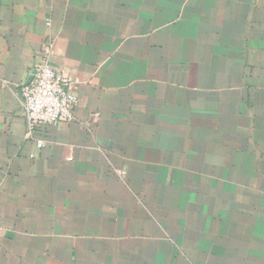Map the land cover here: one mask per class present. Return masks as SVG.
I'll return each mask as SVG.
<instances>
[{
    "label": "crops",
    "instance_id": "obj_1",
    "mask_svg": "<svg viewBox=\"0 0 264 264\" xmlns=\"http://www.w3.org/2000/svg\"><path fill=\"white\" fill-rule=\"evenodd\" d=\"M0 264H264V0H0Z\"/></svg>",
    "mask_w": 264,
    "mask_h": 264
},
{
    "label": "built area",
    "instance_id": "obj_2",
    "mask_svg": "<svg viewBox=\"0 0 264 264\" xmlns=\"http://www.w3.org/2000/svg\"><path fill=\"white\" fill-rule=\"evenodd\" d=\"M52 54V46L45 45L42 60L32 68V79L20 88L30 135L38 128L71 122L75 118L76 82L67 70L50 64ZM37 143L39 147L45 145L43 140Z\"/></svg>",
    "mask_w": 264,
    "mask_h": 264
}]
</instances>
